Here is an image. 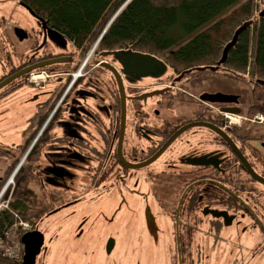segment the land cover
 Listing matches in <instances>:
<instances>
[{
  "label": "flooded vegetation",
  "instance_id": "1",
  "mask_svg": "<svg viewBox=\"0 0 264 264\" xmlns=\"http://www.w3.org/2000/svg\"><path fill=\"white\" fill-rule=\"evenodd\" d=\"M1 2L24 10L31 22L0 32V83L59 59L0 88L1 104L30 87L25 80L35 71L58 77L50 91L47 83L37 88L47 97L21 142H0V157L13 161L3 175L23 159L26 181L34 185L23 190L24 198L44 209L35 226L44 235L41 253L52 223L61 242L80 252L77 264H209V251L227 263L264 264V110H256L255 101L264 94L234 91V83L224 91L216 68L195 79L180 78L168 66L155 76L126 74L112 51L96 48L72 69L81 58L62 33L24 0ZM5 19L0 14V22ZM18 29L31 41L25 51L15 47V40L23 41ZM114 70L126 93L124 127ZM159 87L164 91L153 92ZM220 93L228 97L213 101ZM187 100L191 109L165 116Z\"/></svg>",
  "mask_w": 264,
  "mask_h": 264
},
{
  "label": "trees",
  "instance_id": "2",
  "mask_svg": "<svg viewBox=\"0 0 264 264\" xmlns=\"http://www.w3.org/2000/svg\"><path fill=\"white\" fill-rule=\"evenodd\" d=\"M24 1L71 42L80 58L95 45L112 52L133 49L161 58L175 75L202 78L216 67L223 77L257 84L256 92L264 94V0ZM235 36L226 61L219 64ZM255 101L256 110H264L263 99ZM25 169L23 164L20 171ZM35 202L16 193L11 197L0 211V238L16 216L37 225L44 209ZM0 264L22 260L0 254Z\"/></svg>",
  "mask_w": 264,
  "mask_h": 264
},
{
  "label": "rangeland",
  "instance_id": "3",
  "mask_svg": "<svg viewBox=\"0 0 264 264\" xmlns=\"http://www.w3.org/2000/svg\"><path fill=\"white\" fill-rule=\"evenodd\" d=\"M8 3V4H7ZM0 14L6 17L3 22H0V32H4L14 24L28 25L31 21L30 18H26L24 10L20 9L17 6H13L10 2H1L0 6ZM33 20V19H32ZM3 35V34H2ZM16 42V50L25 51L29 44H31L30 40H23ZM71 45V44H70ZM71 47V46H70ZM20 53V52H19ZM18 53V54H19ZM84 58H81L80 65L83 64ZM50 73L46 70L43 71H35L33 74L29 75L26 82H29L30 87H24L21 90L17 91L11 98L4 100L0 104V142L14 143L19 144L21 142V137L23 130L27 127V123L29 122L33 112L47 97V92L40 88V85L43 86L47 83L46 91H50L53 89V85H56V81L58 77L50 76ZM222 89L224 91L228 90V85H232L234 83V91H244L247 90V94L254 96H259V91L251 92L252 86L241 83L240 81L231 80L222 76ZM126 85V84H125ZM228 86V87H227ZM19 87V86H18ZM249 89V90H248ZM43 92H42V91ZM199 90V88H198ZM163 87L155 88L153 92L160 93L163 92ZM194 96H197L198 93L194 91L192 88L189 90ZM37 92H42L39 98L35 99V95ZM45 93V94H44ZM247 98V97H246ZM247 104L241 105L243 110L247 109ZM193 107L192 103L187 100L184 103L176 104L165 116L168 118L174 117L180 113H185L187 110ZM162 112V110H161ZM13 161L0 157V180L3 181L2 188L0 189V202L5 198L9 197V192L13 191L15 194V189L17 187V193L23 194V190H27L34 185L30 182V180L26 181L28 178L25 177L24 171H19L18 166L19 163L13 168H10V173L3 175V172L8 168V166L12 165ZM14 178V182H10L8 184L10 178ZM6 189V190H5ZM5 190V192H3ZM10 192V193H11ZM12 192V194H13ZM130 204L134 203V200L129 199ZM134 206V205H133ZM111 213V212H110ZM50 230L46 231V246L48 247L47 251H43L37 258L36 264H77L79 262V251L75 249V246L72 243L66 244L61 242V233L58 232V229L54 227L52 223H50ZM152 234L156 232V228L154 226H149ZM149 231V229H148ZM150 236V233H149ZM145 237V234H144ZM50 238H53V241H50ZM58 240V241H57ZM209 250L211 247L208 248ZM209 254H212V258L209 261V264H232L227 263L220 259L218 252L209 251ZM68 258V259H67Z\"/></svg>",
  "mask_w": 264,
  "mask_h": 264
},
{
  "label": "water",
  "instance_id": "4",
  "mask_svg": "<svg viewBox=\"0 0 264 264\" xmlns=\"http://www.w3.org/2000/svg\"><path fill=\"white\" fill-rule=\"evenodd\" d=\"M26 7L32 14H35L34 11L30 7L28 6ZM260 15L261 16L264 15V10L260 13ZM18 30L22 32V34H19V37L21 40H23L25 37V32L22 29H18ZM235 39H236V36L225 48L223 56L219 64L224 63L226 61L228 51L233 45ZM113 55L115 56L117 61L123 66L126 74L136 73L138 77L155 76V75H158L159 72H162L167 68L166 63L162 59H160L159 57L155 55L149 54V53L133 51V50H130V51L118 50V51H113ZM58 61L59 59L47 60V61L38 63L32 67L23 69L13 74L12 76L4 80L2 83H0V88H2L4 85H7L11 81L21 77L27 72H31L37 68L44 67L45 65L50 64V63H56ZM215 68L216 67H211V69H215ZM198 69L202 70L204 68L199 67ZM114 73L118 80L120 95L122 99V126L124 127L125 117H126V93H125L124 83L121 77L118 75V73L115 70H114ZM183 75L184 74H182L180 78H182ZM211 97H212V100L215 101V100H221V99L224 100L228 96L220 93V94H215ZM237 111H239V109ZM189 126H185L181 128L179 131H177L170 139H168V141L158 151V153L153 158H151L146 164L151 163L154 159L158 158L166 150V148L171 144V142ZM21 242L24 247V255L22 259V264H36L37 257L41 253L42 246L44 245L43 233L39 229H34L32 231L26 232L22 235Z\"/></svg>",
  "mask_w": 264,
  "mask_h": 264
},
{
  "label": "built area",
  "instance_id": "5",
  "mask_svg": "<svg viewBox=\"0 0 264 264\" xmlns=\"http://www.w3.org/2000/svg\"><path fill=\"white\" fill-rule=\"evenodd\" d=\"M89 55L90 53L88 54V57ZM73 75L75 77L77 73H74ZM10 182H13L12 178L8 184H10ZM5 190H3V192H5ZM9 200L10 197H7V199L5 198L0 202V211L8 207ZM32 228V224L29 221L16 216L14 223L9 229L6 230L4 237L0 238V254L11 259L20 260L22 258V244L20 241V235L23 232L31 230Z\"/></svg>",
  "mask_w": 264,
  "mask_h": 264
}]
</instances>
